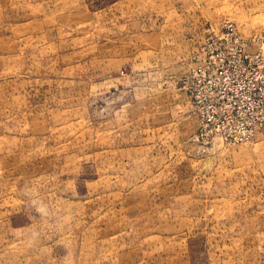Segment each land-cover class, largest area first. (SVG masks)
I'll list each match as a JSON object with an SVG mask.
<instances>
[{
	"label": "rangeland",
	"instance_id": "1",
	"mask_svg": "<svg viewBox=\"0 0 264 264\" xmlns=\"http://www.w3.org/2000/svg\"><path fill=\"white\" fill-rule=\"evenodd\" d=\"M227 24L264 57V0H0V264H264V126L185 87Z\"/></svg>",
	"mask_w": 264,
	"mask_h": 264
},
{
	"label": "built area",
	"instance_id": "2",
	"mask_svg": "<svg viewBox=\"0 0 264 264\" xmlns=\"http://www.w3.org/2000/svg\"><path fill=\"white\" fill-rule=\"evenodd\" d=\"M244 45L236 27L227 24L185 78L204 140L248 142L264 126L257 104L264 101V57Z\"/></svg>",
	"mask_w": 264,
	"mask_h": 264
}]
</instances>
